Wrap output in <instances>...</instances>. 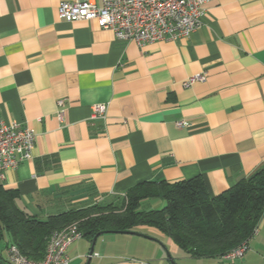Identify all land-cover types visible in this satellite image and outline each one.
Returning <instances> with one entry per match:
<instances>
[{"label": "crops", "instance_id": "1", "mask_svg": "<svg viewBox=\"0 0 264 264\" xmlns=\"http://www.w3.org/2000/svg\"><path fill=\"white\" fill-rule=\"evenodd\" d=\"M75 1L0 0V121L36 134L33 157L0 179L19 193L20 210L43 220L51 208L116 203L143 182L196 177L215 197L264 168V0H214L190 37L144 47L61 20L60 4ZM200 74L204 82L184 87ZM96 105L107 111L92 120ZM142 230L152 238L135 251L118 245L119 255L109 248L119 240L106 239L90 264L181 255L160 232ZM263 240L264 218L248 253ZM91 246L75 240L72 264L88 260Z\"/></svg>", "mask_w": 264, "mask_h": 264}, {"label": "trees", "instance_id": "2", "mask_svg": "<svg viewBox=\"0 0 264 264\" xmlns=\"http://www.w3.org/2000/svg\"><path fill=\"white\" fill-rule=\"evenodd\" d=\"M16 190L0 185V249L15 246L32 261H42L52 235L76 226L91 244L101 232H140L152 228L193 259H222L250 243L264 218V168L226 192L211 197L203 179L174 183L143 182L116 203L91 204L40 219L20 210ZM146 200L162 209L141 210ZM0 264H9L0 250Z\"/></svg>", "mask_w": 264, "mask_h": 264}, {"label": "built area", "instance_id": "3", "mask_svg": "<svg viewBox=\"0 0 264 264\" xmlns=\"http://www.w3.org/2000/svg\"><path fill=\"white\" fill-rule=\"evenodd\" d=\"M214 0H76L63 2L59 6V17L68 23H96L103 30H110L117 39L133 41L139 47L156 42H176L190 37L202 24L206 5ZM203 74L192 76L184 82L191 87L204 82ZM63 107L64 102L58 103ZM107 106L93 107L92 120L105 117ZM179 128L183 122L177 124ZM36 134L18 123L4 124L0 121V179L5 180L8 171L16 169L22 162L33 157ZM258 230L255 232V236ZM254 236V237H255ZM82 238L76 226L56 231L48 244L45 258L32 261L11 246L7 250L9 264H72L68 255L69 246ZM249 251L244 243L222 259L235 264Z\"/></svg>", "mask_w": 264, "mask_h": 264}, {"label": "rangeland", "instance_id": "4", "mask_svg": "<svg viewBox=\"0 0 264 264\" xmlns=\"http://www.w3.org/2000/svg\"><path fill=\"white\" fill-rule=\"evenodd\" d=\"M164 205H165V203L161 200H159V201L147 200V201L143 202V204L141 206V210H143V211L149 210V208L157 207V206L158 207L156 209H162L164 207ZM67 209H69V208H58V207H56L54 210L51 208L50 210H52V211L50 213L55 215V214H59L61 212H64ZM146 230L147 229H143L142 231H146ZM140 234H143V233H140ZM143 235L147 236L146 234H143ZM147 237L152 238L151 236H147ZM112 238H116L117 240H119L118 244H115L114 246L113 245L109 246V248L110 249L113 248V250H116L118 245H119V246H123L124 249L127 247V249H130V251L133 252L136 250V246H137V244H135V242H138V241L139 242H148V241H145V239H143V237L137 236V235L134 236V235H128V234H105V235H103V237H101V239L99 241H97L96 246L94 248V254L96 252H99V251L102 252L104 250V248L108 247L107 246L108 244H106V241H103V240H106V239L109 240ZM128 239L133 240V241H131L132 244H131L130 248H128L127 243L125 244V241ZM262 248H263V246H262ZM1 249L3 250V246H1ZM164 249H165V247H164ZM249 249H250V245H249ZM262 250L255 248L250 253L245 255L242 258V260H245L248 264H264V250L263 251ZM115 252L116 253L118 252L119 255H121L123 253L122 251H118V250H116ZM169 252H170L169 249L168 250L165 249V256L169 259L170 262L173 260L174 264H228V263L223 262L219 259H193V258H189L183 253V251H180L181 255H179V256H174L173 254H171ZM87 253L89 254V250L87 251ZM5 254H6V252H4V256H5ZM88 254H85L86 257ZM170 259H172V260H170ZM80 261L82 262L81 264H87L88 260L82 259ZM239 261H237L236 264H240ZM98 263H99V260L94 259L92 264H98ZM171 264H172V262H171Z\"/></svg>", "mask_w": 264, "mask_h": 264}, {"label": "water", "instance_id": "5", "mask_svg": "<svg viewBox=\"0 0 264 264\" xmlns=\"http://www.w3.org/2000/svg\"><path fill=\"white\" fill-rule=\"evenodd\" d=\"M105 234H108V232H101V233L97 234V235L94 237L93 242H92V246H91V250H90V254H89V257H88L87 264H90L91 259H92L93 255H94V248H95V245H96V243H97V240H98L101 236H103V235H105ZM113 234L137 235V236H141V237H144V238L151 239L150 237L144 236L143 234H140V233H137V232H116V233H113ZM170 260H172V259H170ZM171 262H172V264H174V261H173V260H172Z\"/></svg>", "mask_w": 264, "mask_h": 264}]
</instances>
